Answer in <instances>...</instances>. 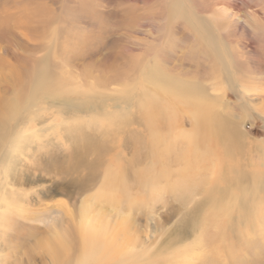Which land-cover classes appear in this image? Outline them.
<instances>
[{"label": "rangeland", "instance_id": "1", "mask_svg": "<svg viewBox=\"0 0 264 264\" xmlns=\"http://www.w3.org/2000/svg\"><path fill=\"white\" fill-rule=\"evenodd\" d=\"M196 108L219 131L193 145ZM22 129L51 161L0 228L11 264H264V0H0V143Z\"/></svg>", "mask_w": 264, "mask_h": 264}, {"label": "bare ground", "instance_id": "2", "mask_svg": "<svg viewBox=\"0 0 264 264\" xmlns=\"http://www.w3.org/2000/svg\"><path fill=\"white\" fill-rule=\"evenodd\" d=\"M173 8V7H172ZM175 9V8H173ZM171 10L174 11L176 10V14H179V6L176 7L175 10ZM173 12V13H174ZM193 13V12H192ZM181 14V13H180ZM179 14V15H180ZM216 14V13H215ZM189 18L192 19L191 14L189 13ZM210 15V14H209ZM221 15V14H220ZM219 15V16H220ZM224 15V14H223ZM222 16V15H221ZM230 16V15H229ZM228 16V17H229ZM177 17L180 16H176L174 17V19H177ZM227 17V18H228ZM220 18V17H219ZM211 21V20H210ZM221 26V25H219ZM218 27V26H217ZM200 29V28H199ZM205 30V29H204ZM200 38V37H199ZM209 39V38H208ZM199 41V40H198ZM201 41V40H200ZM199 41V42H200ZM212 41V40H211ZM205 42V41H204ZM201 44V43H200ZM203 44V43H202ZM208 44V43H207ZM220 45V44H219ZM218 45V46H219ZM209 46V44H208ZM223 47V46H222ZM214 48V47H213ZM217 48V47H216ZM209 53V52H208ZM213 53V52H212ZM214 54V53H213ZM212 54V56H213ZM211 56V54H210ZM209 58V57H208ZM212 59V57H211ZM214 61V59H213ZM214 63V62H213ZM215 67H216V63H214ZM146 66V65H145ZM161 69V68H160ZM219 68H217L218 70ZM223 69V68H222ZM142 70V69H141ZM144 72V70H142ZM160 71V70H159ZM142 72V73H143ZM149 72V71H148ZM151 72V71H150ZM216 72V71H215ZM218 72L220 73V70H218ZM217 72V73H218ZM147 73V72H146ZM145 74V72H144ZM144 76V75H143ZM156 76V75H155ZM163 77V76H162ZM152 78V76H151ZM165 78V77H163ZM167 80L166 78L164 79V81ZM169 80V79H168ZM157 82V81H156ZM169 82V84L167 83ZM165 83H167L168 85H171L170 82L173 83V85H176V83H174V81H167ZM136 84V83H135ZM180 83H178L177 85L179 86ZM164 85V83L162 84ZM171 85V86H173ZM244 85V83H243ZM135 86V85H134ZM162 87V86H161ZM160 87V89H161ZM150 88V87H149ZM176 89V87H174ZM178 88V87H177ZM181 88V87H180ZM159 89V88H158ZM243 89V88H242ZM180 90V89H179ZM182 90V89H181ZM245 90V89H244ZM248 90V89H246ZM218 91V90H217ZM188 92V91H187ZM155 93V92H154ZM190 93V92H189ZM219 93V92H218ZM57 94V93H56ZM171 94H174V91L171 92ZM185 94V93H184ZM193 94V93H192ZM161 95V94H160ZM190 95V94H189ZM156 96V95H155ZM154 96V97H155ZM162 97H165V95H161ZM132 97V96H131ZM149 97V96H148ZM154 97H152L153 99H151V101H154ZM159 97V96H158ZM175 97V96H174ZM186 97V96H185ZM137 100H139V97L137 96ZM166 98V97H165ZM135 99V98H134ZM146 100L149 102V98ZM145 100V101H146ZM213 96L212 97V102L214 104L213 107H215V105L218 103V100ZM6 101V100H5ZM91 101V100H90ZM99 101V100H98ZM140 101V100H139ZM172 101V100H171ZM180 102V101H179ZM221 102V101H220ZM223 102V101H222ZM140 103V102H139ZM138 103V104H139ZM2 104V103H1ZM137 104V105H138ZM153 104V102L151 103ZM171 104V103H170ZM210 104V103H209ZM222 104V103H221ZM220 104V105H221ZM3 105V104H2ZM6 105V104H4ZM224 105V103H223ZM222 105V106H223ZM140 106V105H139ZM145 107L147 105H144ZM141 107V106H140ZM179 107V106H178ZM219 106H217L216 108H218ZM6 108V107H5ZM4 108V109H5ZM138 108V107H137ZM226 108V107H225ZM127 109V108H126ZM142 109V108H141ZM179 109V108H178ZM123 110V109H122ZM142 111V110H141ZM144 112H147L146 110H143ZM181 111V110H180ZM123 113V112H122ZM148 113V112H147ZM153 113V112H152ZM192 114V120L195 123V128L194 131L192 133H188L187 131L183 130V132L181 133L183 138L186 139L187 141H189L188 143L193 144V145H198L200 142V134L204 133L205 130L209 129L210 131L213 132L218 130L219 131V126L216 127L214 125L215 124V118L217 117H213L214 113H209V114H203L202 118L200 119V115L201 110L200 108H196L195 110H192L190 112ZM149 115V114H148ZM147 115V116H148ZM168 115V114H167ZM223 116V115H222ZM154 117V115L152 116ZM152 117L150 118V120L152 119ZM158 117V116H157ZM141 119V118H140ZM157 120V118H154ZM217 120V119H216ZM219 120V119H218ZM152 121V120H151ZM225 122V121H224ZM155 123V121H154ZM64 124V123H63ZM209 124V128L206 127ZM212 124V125H211ZM219 125V124H218ZM222 125V124H221ZM52 127V128H50ZM26 128V127H25ZM49 128L52 130H55V128H57L55 125H51L49 126ZM153 128V127H152ZM233 128V127H232ZM226 129V128H225ZM152 130V129H151ZM208 131V130H207ZM238 131V130H237ZM14 132V131H13ZM32 132V131H31ZM206 132V131H205ZM221 132V131H220ZM234 132V131H232ZM24 130H20L19 132H17L16 134H14L13 139L11 140V144L10 145H6V143H0V228H3L4 226L5 229L8 228L7 224V218L10 215H15L18 216L20 218L23 217L24 211H22V207L23 204L21 203V201L23 202V196H28V189L33 187L34 185H36L35 182H39V181H43L42 178L40 179L39 177H37V173L41 172L44 168V166H48L49 162L51 161L49 158H45L43 157L42 154L39 155V160H38V164H34L31 162H27V158L25 159V157H23V159H21L22 154L20 153L21 147L25 144H31V143H35L37 140V137L40 136H34L33 133H31L30 135L26 136L24 135ZM180 134V133H179ZM222 134V133H221ZM221 136V135H220ZM42 137V136H41ZM162 138V137H161ZM229 138V137H227ZM235 138V137H234ZM41 139V138H40ZM164 139V138H163ZM58 140V139H57ZM249 142V141H247ZM10 143V142H9ZM75 144V145H73ZM189 144V145H190ZM42 147L45 146H49V143L44 142L42 144ZM250 145V144H249ZM41 146V145H40ZM72 147H73V151H72V155L67 158V159H62L60 161L61 165L63 168H60V166L58 165L59 169H60V173L63 174V176L61 177H65V180H67V182L69 183V190L66 192V196L69 197V199L75 200L77 196L80 194V192L82 190H84L86 188V185L83 184L82 182L78 181L77 179L74 180L73 177H75L76 174H78L80 171H82V169L86 170V168H88V162H89V157H91L92 155H94L95 153V147H91L92 149H88L85 145H79L75 142H72ZM24 150V149H23ZM40 152V151H39ZM171 152V151H170ZM21 155V156H20ZM27 155H29L27 153ZM31 158V156H28ZM98 161H93V165L91 168H94L95 165L97 164ZM34 164V165H33ZM65 166V167H64ZM58 170V168H57ZM83 172V171H82ZM109 175V174H108ZM70 177H72V180L70 179ZM110 178V177H109ZM70 179V180H68ZM111 179V178H110ZM110 179L106 180V182L104 183V188L102 190V194L105 195L107 193V188L110 187V185H112V181H110ZM264 181V180H263ZM41 184V183H40ZM253 184V183H252ZM257 184V182H256ZM250 185V184H249ZM253 186V185H252ZM42 187V186H41ZM256 187V186H255ZM259 187V185H258ZM253 188V187H252ZM251 189V188H250ZM36 190V194L37 195H42L45 194L47 195V191H44L43 189H41L40 191ZM235 190V189H234ZM257 190V188H256ZM264 190V188H263ZM249 191V190H248ZM258 192V191H256ZM255 192V193H256ZM254 193V192H253ZM225 194V193H224ZM257 194V193H256ZM259 194V193H258ZM36 195V196H37ZM69 195V196H68ZM245 196V195H244ZM103 197V196H102ZM107 197V196H106ZM104 197V198H106ZM238 197V196H237ZM96 198V197H95ZM103 199V198H101ZM245 199V198H244ZM98 200V199H97ZM249 200V199H248ZM16 201H18L17 204ZM20 201V202H19ZM237 201V200H236ZM91 206V205H90ZM240 207V206H239ZM244 208V207H243ZM89 211V208H87V206H83V209H81V214L83 215V219L80 222V229L84 232L83 234V239L87 240L88 236L91 232L96 231L98 226H96L97 224H95L94 222L90 221V217L89 214L87 215V212ZM39 213V212H38ZM64 213V212H63ZM118 213V212H117ZM94 214V213H93ZM97 215V213L95 214V216ZM39 216H44V213H40ZM46 218V216L44 217H37L34 220L35 221H39L41 219ZM13 219V218H12ZM93 221H97L96 218L92 217ZM9 222V221H8ZM66 225V224H64ZM10 228H12L11 224L9 226ZM14 228V227H13ZM99 229V228H98ZM18 230V229H17ZM22 230H19V232L16 234H21V236L19 235L16 238H20L22 237L23 233ZM3 235V234H2ZM2 237V236H1ZM96 238L92 237L91 240H95ZM4 240V239H3ZM97 240V239H96ZM5 241V240H4ZM0 242H2V239L0 240ZM5 243V242H3ZM51 244H54V242H52V240L50 241ZM78 242H76L77 245ZM98 243V242H97ZM98 245V244H97ZM1 246V244H0ZM3 247V245H2ZM94 247V246H93ZM95 249H98L97 247H94ZM0 248V264H11L9 262V257L7 259V250L5 252L4 249ZM74 249V248H73ZM91 253V252H90ZM90 255V254H89ZM9 256V253H8ZM67 260V259H65ZM64 264V262H63Z\"/></svg>", "mask_w": 264, "mask_h": 264}]
</instances>
